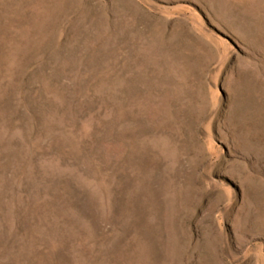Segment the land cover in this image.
Segmentation results:
<instances>
[{"label": "rangeland", "instance_id": "374dc122", "mask_svg": "<svg viewBox=\"0 0 264 264\" xmlns=\"http://www.w3.org/2000/svg\"><path fill=\"white\" fill-rule=\"evenodd\" d=\"M0 264H264V0H0Z\"/></svg>", "mask_w": 264, "mask_h": 264}]
</instances>
